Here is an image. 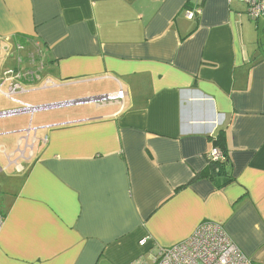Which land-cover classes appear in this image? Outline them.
Masks as SVG:
<instances>
[{"label":"crops","instance_id":"obj_1","mask_svg":"<svg viewBox=\"0 0 264 264\" xmlns=\"http://www.w3.org/2000/svg\"><path fill=\"white\" fill-rule=\"evenodd\" d=\"M0 51L83 88L0 95V113L70 103L0 120V264H147L205 222L264 264V18L238 0H0Z\"/></svg>","mask_w":264,"mask_h":264},{"label":"built area","instance_id":"obj_2","mask_svg":"<svg viewBox=\"0 0 264 264\" xmlns=\"http://www.w3.org/2000/svg\"><path fill=\"white\" fill-rule=\"evenodd\" d=\"M246 6V13L251 20H258L264 18V0H238ZM200 10L186 11L185 17L188 20H193ZM26 64L28 70L16 71V70H3L0 76V95L7 99H10L16 91L23 92L25 87L21 86L18 81L21 78H28V83L33 84L35 79L33 78L37 71L31 69L36 65L35 55H28ZM21 64V59H19ZM42 68V66H39ZM19 69V68H18ZM38 70V68H37ZM25 72V73H24ZM9 82L10 88L7 92L1 90V83ZM19 85H17V84ZM54 86L53 82L48 81L43 88L47 86ZM119 97L123 98V92L120 90ZM70 103H62L58 105H51L48 107L31 108L24 107L23 109L0 113V118H7L21 113H34L45 109H50L55 106H66ZM1 152L5 154L4 149ZM209 158L213 161L223 162L225 158L219 150L213 148L209 154ZM5 218L0 213V230L4 224ZM145 241H141L140 244L144 245ZM153 264H251L246 256L240 251V249L232 243L222 226L205 222L200 224L193 234L185 241L170 247L168 249L160 250L153 258Z\"/></svg>","mask_w":264,"mask_h":264},{"label":"rangeland","instance_id":"obj_3","mask_svg":"<svg viewBox=\"0 0 264 264\" xmlns=\"http://www.w3.org/2000/svg\"><path fill=\"white\" fill-rule=\"evenodd\" d=\"M12 53V51H9L8 54ZM6 56V53L5 52H1L0 51V76H1V72L3 70H10V68H13V65L12 63L15 62V60H17L15 57H12V58H8L7 63L4 62L3 63V59L5 58ZM28 56L27 55H23V58L22 55H20L21 59L24 60V63L25 61L28 63V61L26 60V57ZM18 58V57H17ZM23 63V66L24 67V64ZM21 67V68H22ZM54 84H56L57 86H59V88H56V89H50L49 86H47V88H43V86L45 85V82H42V81H35L32 85H29L28 87L26 88H30V89H26L28 90V94L24 95L23 97H19V96H16L14 97L15 99H24L25 101L27 102H34V103H37L38 101L42 100V99H54L55 101L54 102H59V101H62L64 102V96H68L70 95L71 93H73L74 91L77 92L78 91V94H80L81 92H83V88L82 87H66V88H63L61 86H63L64 84L62 83H59L57 81H52ZM6 90V89H4ZM74 96H77V95H74ZM71 97V96H70ZM76 97H74L73 99H75ZM71 100V99H69ZM7 103H9V100H6L5 98H3L2 96H0V108L2 110H5V106L7 105ZM68 108H59L58 110L56 111H65L67 110ZM14 118V117H13ZM2 118H0L1 120ZM146 263L147 264H153V258H152V255L151 257L150 256H147L146 258Z\"/></svg>","mask_w":264,"mask_h":264},{"label":"trees","instance_id":"obj_4","mask_svg":"<svg viewBox=\"0 0 264 264\" xmlns=\"http://www.w3.org/2000/svg\"><path fill=\"white\" fill-rule=\"evenodd\" d=\"M221 154L225 158L224 154L223 153ZM207 162L209 169V177L211 178V180H217L219 178H223L222 180H220V182L222 181V183H220L219 186H222L230 181V178L226 171V158L223 162H219V161L216 162L208 157Z\"/></svg>","mask_w":264,"mask_h":264}]
</instances>
